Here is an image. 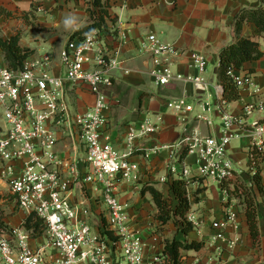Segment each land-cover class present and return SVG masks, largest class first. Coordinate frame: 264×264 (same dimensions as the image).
I'll return each mask as SVG.
<instances>
[{
    "label": "built area",
    "instance_id": "built-area-1",
    "mask_svg": "<svg viewBox=\"0 0 264 264\" xmlns=\"http://www.w3.org/2000/svg\"><path fill=\"white\" fill-rule=\"evenodd\" d=\"M107 1L110 9L119 10L113 15L115 24L109 30L97 28L66 43L59 55L63 77L53 73L52 58L47 54L30 58L19 70L6 66L0 69V112L6 121L0 125V181L21 211L44 221L46 236L45 245L32 248L30 235L24 229L15 231L13 236L0 232V264H171L163 251L148 258L142 234L131 228L127 207L117 195L118 179L136 180V166L130 161L136 142L158 133L160 126L150 120L130 125L125 153H120L105 135V112L111 107L105 90L114 86L117 73L130 74L126 65L134 60L123 56L126 41L121 14L127 11L130 0ZM184 55L185 52L163 43L153 34L140 47V57L149 58V76L154 86L164 89L176 84L191 85L195 91L213 95L217 100L215 109L222 121L220 138L195 129L176 145H159L155 151L182 150L195 159L193 167L178 157L168 166L171 174L188 183L190 196L189 185L196 177L220 186L239 177L241 164L232 160L229 147L240 137L231 130L240 116L229 112L223 99V86L208 81V61L203 55H190V67L196 74L175 70ZM228 75L239 92L247 88L258 91L252 75H240L235 70ZM77 86L87 87L95 98L93 106L83 113L73 110L68 97L69 89ZM201 105L203 114L211 112L209 102ZM167 107L183 121L193 111L186 97L172 99ZM254 111L253 105H247L242 116H250ZM60 134L71 140L73 150L80 146L85 149L89 171L83 182L94 184L105 206L99 232H94L87 223L89 210L84 209V204L72 201V184L81 178L79 161L74 159L69 163L58 154ZM250 134L246 153L253 177L257 157L264 156V121L251 125ZM224 193L229 203L226 215L211 224L212 235L208 242L204 241L205 247H215L209 264H224L221 242L227 228L238 221L237 211L233 209L238 201L228 202V193ZM189 220L200 233L197 219L189 215ZM237 244V239L230 240L227 248L233 250ZM183 261L185 264V258ZM192 264H201L200 257L194 258Z\"/></svg>",
    "mask_w": 264,
    "mask_h": 264
},
{
    "label": "crops",
    "instance_id": "crops-1",
    "mask_svg": "<svg viewBox=\"0 0 264 264\" xmlns=\"http://www.w3.org/2000/svg\"><path fill=\"white\" fill-rule=\"evenodd\" d=\"M260 5L261 0H130L127 11L121 14L122 32L126 41L123 56L134 60L126 65L130 74L117 73L114 86L105 90L111 101V107L105 112V135L120 153H125L126 132L130 125L146 120L159 123L158 133L136 142L130 157L136 166V180L118 179L116 184L119 201L127 207L131 228L142 234L148 258L163 251L162 241L166 237H163L165 232L158 235L154 230L160 225L156 220L153 221L154 214L158 212L151 194L143 193V190L153 187L167 194L173 180L181 179L169 171L168 166L172 164L173 158L178 157L192 167L195 163V159L182 150L155 153L157 147L163 144L176 145L195 129L204 135L220 138L222 121L215 109L217 100L213 95L199 93L191 85L176 84L164 89L154 86L149 76V58L140 57L141 43L153 34L163 43L185 52L175 69L183 74H196L190 67L191 54L203 55L208 61L206 77L208 79L209 73H214L216 83L208 81L217 85L220 54L226 47L235 44L239 37L235 30L237 19L243 12L252 11ZM94 10L91 0H0V38L7 40L19 35L20 46L34 50L31 58L49 55L53 62V73L63 77L59 63L60 52L77 30L92 24ZM109 13L113 19L119 10L112 8ZM65 20L73 22L66 25ZM108 25H112L111 21ZM240 36L256 40L264 52V35L258 33L254 24H244ZM5 66L0 50V69ZM239 72L240 75H252L258 91L255 93L247 88L240 91L239 101L228 103L229 112L235 117L240 116L231 129L240 137L231 143L229 155L235 163L241 164L238 166L239 178L251 184L252 171L246 147L251 137L250 126L257 121H264V57L247 63ZM68 97L73 110L78 113L85 112L95 101L85 86L69 89ZM181 97H186L188 104L193 106V111L185 116L184 121L167 107L169 101ZM206 102L211 104L212 109L203 114L201 103ZM247 105H253L255 111L243 117L242 112ZM158 119L161 121L158 122ZM58 138V154L69 163L74 159L79 161L81 178L72 184V201L84 204V209L89 210L87 223L94 232H99L105 206L94 184L83 182L84 175L89 171L85 162V149L80 146L73 150L71 140L63 134ZM261 170L264 185V156ZM0 185L6 188L1 181ZM189 189L191 201L196 191L202 192L199 195L200 202L192 205L189 214L199 222L200 233L194 230L187 239L208 242L212 235L211 224L224 219L226 215V195L220 185L200 177L193 179ZM254 190L258 204L260 244H254L243 207L236 202L233 209L237 211L238 221L227 228L225 239L221 242L224 264H264V195H260L256 188ZM233 239H237L238 244L230 250L227 243ZM45 244L44 238L30 240L32 248ZM214 254L215 247L206 245L199 252L188 253L185 264H192L196 257H200L201 264L212 263Z\"/></svg>",
    "mask_w": 264,
    "mask_h": 264
},
{
    "label": "trees",
    "instance_id": "trees-1",
    "mask_svg": "<svg viewBox=\"0 0 264 264\" xmlns=\"http://www.w3.org/2000/svg\"><path fill=\"white\" fill-rule=\"evenodd\" d=\"M91 3L95 9L91 16L92 24L77 30L71 39L89 34L97 28L109 30V21L112 25L115 24V19H111L109 13L111 5L107 0H91ZM105 18H109V20L106 21ZM244 24H254L258 33L264 35V0H261V5L258 8L245 11L239 16L235 25L236 33L239 35L238 40L235 44L226 47L220 54L218 81L224 88L223 99L227 103L237 102L241 98L234 81L228 75L229 72L232 70L240 71L247 63L259 61L264 57V52L260 49L256 40L240 36ZM20 40L19 35L7 40L0 38V50L10 69L19 70L23 68L26 61L35 53L34 50L22 48ZM262 159L263 157L258 156L255 161L256 171L251 178L252 187L239 177L229 179L221 186V189L228 193V202L236 199L243 207L250 235L255 245L260 244V229L258 225L257 197L254 189L256 188L260 195H264ZM146 192H149L153 198V203L158 212L156 221L160 224V228L173 225L178 235L181 234L183 237V239L174 238L164 242L163 253L168 256V261L171 264H183V258L188 253L199 252L205 248L204 241H189L187 239L195 230L193 223L189 220V214L192 205L200 202L201 190L194 193V200L191 201L188 193V183L183 179H175L171 183L167 194L153 187H146L143 193ZM228 204L226 203V205ZM23 228L30 235V238L40 239L45 231V223L35 214H31L25 219ZM0 230L11 233L1 218Z\"/></svg>",
    "mask_w": 264,
    "mask_h": 264
},
{
    "label": "rangeland",
    "instance_id": "rangeland-1",
    "mask_svg": "<svg viewBox=\"0 0 264 264\" xmlns=\"http://www.w3.org/2000/svg\"><path fill=\"white\" fill-rule=\"evenodd\" d=\"M30 58L27 61H29ZM6 67H8L7 63H6ZM212 74L209 73L208 79L212 80L214 83H216L217 77L214 73H212ZM0 115H1L0 116V125L3 126L6 124V121H5V118L2 116L1 112H0ZM0 187H1L0 188V218L3 219V221L7 225L8 230L11 232L9 234L13 236L15 231H17L19 229H24L23 223L29 215L24 216V214H23L24 212H22L19 209V206L16 204L15 199L9 194L8 190L6 188H2L1 185H0ZM215 187L218 189L217 185H215ZM156 216H157V214H154V216H153L154 222L156 220ZM154 230H155L156 234H158V235H162V233L165 232V235H163V237H166V239H164L162 241L163 244L165 241L172 240L174 238L183 239L182 235H180V234L178 235V232H177L175 226H173V225L166 226L165 228H162V229L160 228V225H159ZM2 231H4V230H0V232H2ZM41 238H44L46 240L45 231H44L43 236ZM31 239L36 240L35 238H32V237H31Z\"/></svg>",
    "mask_w": 264,
    "mask_h": 264
},
{
    "label": "clouds",
    "instance_id": "clouds-1",
    "mask_svg": "<svg viewBox=\"0 0 264 264\" xmlns=\"http://www.w3.org/2000/svg\"><path fill=\"white\" fill-rule=\"evenodd\" d=\"M73 21H71V20H65V24L67 25V24H69V23H72Z\"/></svg>",
    "mask_w": 264,
    "mask_h": 264
}]
</instances>
